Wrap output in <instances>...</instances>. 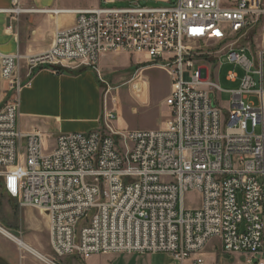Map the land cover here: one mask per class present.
<instances>
[{"label":"built area","instance_id":"built-area-1","mask_svg":"<svg viewBox=\"0 0 264 264\" xmlns=\"http://www.w3.org/2000/svg\"><path fill=\"white\" fill-rule=\"evenodd\" d=\"M14 3L4 12H20ZM76 15L43 53H0V83L9 94L0 108L5 195L20 209L46 215L57 259L164 254L176 264H205L214 242L244 264H264V50L253 56L233 41L220 54L211 52L212 44L243 36L264 19L262 0L135 1ZM106 54L140 56L166 74L165 128L115 129L108 89L93 131L58 134L45 148L43 134L17 129L21 61L28 76L85 67L103 82L99 61ZM215 59L244 70L225 115L216 98L222 91L206 66ZM250 96L259 107L246 102ZM189 191L201 195L200 208H183Z\"/></svg>","mask_w":264,"mask_h":264},{"label":"crops","instance_id":"crops-1","mask_svg":"<svg viewBox=\"0 0 264 264\" xmlns=\"http://www.w3.org/2000/svg\"><path fill=\"white\" fill-rule=\"evenodd\" d=\"M14 1L0 0V53L19 55L25 58L45 52L50 47L56 30L68 29L74 25L77 17L76 11L90 10L102 7L103 4H113L126 0H18V8L21 11L14 15L5 13V10L15 6ZM130 1L128 0V2ZM135 1L140 2V0ZM142 1L169 2V0ZM118 56H127L129 65L130 59L141 58L146 61L140 56L106 54L99 61L100 70L105 77H109L113 72L110 67V59ZM19 69L23 86L19 92L18 119L24 120L23 123L19 124V127L22 126L24 129L23 131L19 130L20 132H39L44 136L56 137L58 134L87 133L99 128L104 94L102 85L94 72L85 67L76 70H59V74H55L48 69H40L28 76V70L23 61L19 63ZM124 83L131 86L134 83L142 84L144 95H137V92L135 94L141 104H148V82L143 80L137 72L130 75ZM4 90H6V84L1 82L0 108L4 104L2 98L4 97V94H2ZM122 125L123 129L114 128L120 131L134 130L128 127L127 124L122 123ZM51 131H54V133H50ZM0 186L2 188L1 179ZM7 199L12 201L14 206L18 208L15 201L8 197ZM43 227L44 231L47 232L46 247L53 255L49 246L48 220ZM113 255L134 257V255ZM41 256L45 263L52 264L43 255ZM98 256L85 260L84 264H94ZM137 257L144 259L145 256ZM52 258H55L54 255ZM146 258V264H161L162 259H169L170 257L157 254L146 256ZM37 259L43 262L42 259ZM65 259L77 260L74 258ZM0 264L15 263L10 257L0 252Z\"/></svg>","mask_w":264,"mask_h":264},{"label":"rangeland","instance_id":"rangeland-1","mask_svg":"<svg viewBox=\"0 0 264 264\" xmlns=\"http://www.w3.org/2000/svg\"><path fill=\"white\" fill-rule=\"evenodd\" d=\"M174 3L175 0H169ZM135 2V0L119 1L113 4H103L102 7H126ZM142 0L140 3L142 4ZM264 0H262V4ZM157 2L146 1L145 5L154 6ZM223 35H228V30L223 29ZM236 41V46L246 47L256 56L261 50H264V19L259 18L253 28L246 32L245 35L236 39H226L220 45L212 44L211 52L213 56L220 54L226 47ZM248 58L250 57L246 53ZM136 58V57H135ZM138 62V63H137ZM206 66L210 72L211 78L218 81L221 94L217 95V102L222 114L225 115L231 100L230 92L239 87L241 78L244 76V70L240 66L233 64L219 63L218 59L207 61ZM110 67L113 72L109 77H105L101 72L103 82H100L103 88V94L109 89L107 94V107L116 113V121L114 127L123 129V124L134 130L155 131L165 128L168 118V110L164 106L163 100L169 94V80L165 73L154 69L147 61L141 58L129 59L127 56L112 57L110 59ZM138 73L143 80L148 82V104H141L137 95L134 93L130 84L124 82L132 74ZM232 72L236 75L235 82L226 80L227 74ZM144 87V86H143ZM4 94L3 102L6 103L9 94ZM144 93L142 94V96ZM252 102L255 107H259V101L256 97L250 96L248 101ZM121 120V121H117ZM23 119L16 122L17 129L23 131V127L19 124L23 123ZM117 125V126H115ZM259 133V129L256 130ZM50 133H54L51 131ZM54 136H45L44 147H52ZM202 197L197 192L189 191L183 197V208L185 210H196L201 206ZM22 210V211H21ZM33 208L20 209L14 206L12 201L8 200L3 189L0 186V228L9 233L16 239L24 241L30 248L37 253L43 255L47 261L55 264H84V261L73 259H55L47 249V232L44 227L47 217L44 213H40ZM9 239V238H8ZM7 237L0 234V252L10 257L15 264H47L37 259L32 254L20 249L16 243L8 240ZM218 244L212 242L211 246L204 254L205 264H244V258L237 254L226 255L216 246ZM139 259L137 255L134 257H125L122 255H99L94 264H146L147 258ZM170 257V256H169ZM161 264H176L171 257L162 259Z\"/></svg>","mask_w":264,"mask_h":264},{"label":"bare ground","instance_id":"bare-ground-1","mask_svg":"<svg viewBox=\"0 0 264 264\" xmlns=\"http://www.w3.org/2000/svg\"><path fill=\"white\" fill-rule=\"evenodd\" d=\"M138 85H136L137 87V95L138 94H143L144 93V87L142 84L137 83ZM139 91V92H138ZM0 234L4 235L5 237L9 238L11 241L15 242L20 249L25 250L26 252L32 254L33 256H35L36 258H40L43 260L42 256L37 253L36 251H34L32 248H30L28 245H26L25 243H23L21 240L14 238L13 236H11L9 233H7L6 231H4L2 228H0ZM44 261V260H43ZM51 264V263H49Z\"/></svg>","mask_w":264,"mask_h":264},{"label":"water","instance_id":"water-1","mask_svg":"<svg viewBox=\"0 0 264 264\" xmlns=\"http://www.w3.org/2000/svg\"><path fill=\"white\" fill-rule=\"evenodd\" d=\"M158 4H165V3H158ZM254 81H255V84H256V88H257V85H258V78L257 76H254Z\"/></svg>","mask_w":264,"mask_h":264}]
</instances>
